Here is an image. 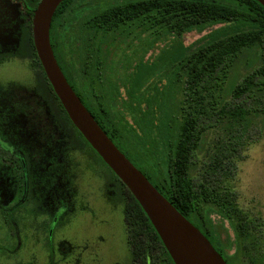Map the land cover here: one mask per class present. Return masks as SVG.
Segmentation results:
<instances>
[{
    "label": "trees",
    "instance_id": "16d2710c",
    "mask_svg": "<svg viewBox=\"0 0 264 264\" xmlns=\"http://www.w3.org/2000/svg\"><path fill=\"white\" fill-rule=\"evenodd\" d=\"M190 31L206 32L189 45L175 46L173 52L181 61L161 91L156 86L143 89V67L137 65L136 71L129 73V65L119 64L116 58L117 45L129 47L145 33L157 42L181 38ZM49 36L55 59L82 103L113 143L182 215L189 218L196 212L211 224L209 214L217 212L233 221L236 232H251L252 220L248 222L238 209L230 190L216 182L217 175L224 177L235 169L231 160L234 142L220 146L201 180L190 175V168L209 128L225 116L231 124H241L264 109V7L260 3L63 0L52 17ZM29 45V57L36 62L33 68L40 69L52 91L31 34ZM245 52L256 55L259 63L230 86V100H226V81ZM70 125L83 138L71 121ZM113 175L126 193L123 216L132 258L150 264L162 251L173 264L140 204Z\"/></svg>",
    "mask_w": 264,
    "mask_h": 264
},
{
    "label": "rangeland",
    "instance_id": "374dc122",
    "mask_svg": "<svg viewBox=\"0 0 264 264\" xmlns=\"http://www.w3.org/2000/svg\"><path fill=\"white\" fill-rule=\"evenodd\" d=\"M7 2L17 11V16L25 21V7L31 5L30 1ZM205 32L190 31L181 38L166 37L157 42L145 33L129 47L124 43L117 45L116 58L120 59L119 64L122 61L129 65V73H134L137 65L143 67V89L156 86L161 91L167 76L174 74L181 61L173 52L175 46L179 43L189 45ZM22 49L21 45L18 54L9 59L4 58L0 64V88L3 89V99H0L11 108L6 116L5 127L0 126V132L5 129L9 136L15 137L30 133L31 138L38 140L40 137L47 143L46 124L38 121V126H34L30 123V131L22 127L23 107L26 108L34 100L26 91L37 85L31 71L36 68H33L30 57ZM258 63L254 54L245 52L241 55L226 81V100H230V86ZM173 101L178 102L179 99ZM253 105L261 108L260 104ZM231 123L225 116L207 130L190 168V175L201 180L204 170L210 169L207 164L216 156L220 146L229 145V141L234 142L236 150L232 152L231 160L235 169L224 177L217 175L216 182L230 190L238 209L247 216L248 222L252 220L254 226L250 233L237 230L234 236L236 264H264V109L252 113L241 124ZM73 130L78 138L70 131V148L66 154L59 153L57 160L47 152L46 146L45 149L33 147L25 151L27 154L23 152L28 156V170L39 166L51 183L41 180L36 183V174L32 171L33 174L31 172L28 176L27 187L23 179V189L18 192L14 193L11 186L10 190L14 193L12 200H0V206L6 205V215L3 219L0 215V264H143L139 258H132L126 241L124 188L77 131ZM34 134L39 136L35 137ZM228 149H231L230 146ZM10 153L15 154V151ZM33 160L39 162L34 163ZM58 163L62 167L66 166V173L57 169ZM3 165L9 182L13 178L9 172L12 167L7 161ZM65 187L67 193H64ZM8 191L7 184L6 196L9 195ZM50 200H53V208ZM212 217L216 220L214 214ZM53 220L55 222L51 225ZM232 222L226 221L225 227L235 230ZM150 260V264H170L162 251Z\"/></svg>",
    "mask_w": 264,
    "mask_h": 264
},
{
    "label": "water",
    "instance_id": "95a60500",
    "mask_svg": "<svg viewBox=\"0 0 264 264\" xmlns=\"http://www.w3.org/2000/svg\"><path fill=\"white\" fill-rule=\"evenodd\" d=\"M62 1L39 0L33 11L32 40L45 76L70 121L140 204L173 264H227L205 235L113 143L68 83L49 36L52 17ZM256 1L264 7V0Z\"/></svg>",
    "mask_w": 264,
    "mask_h": 264
},
{
    "label": "flooded vegetation",
    "instance_id": "af4514ba",
    "mask_svg": "<svg viewBox=\"0 0 264 264\" xmlns=\"http://www.w3.org/2000/svg\"><path fill=\"white\" fill-rule=\"evenodd\" d=\"M29 1L31 5L28 8L24 6V13L26 18L25 21H22L20 17L17 16V11L12 9L9 6L10 4H6L8 3L7 0H0V64L4 61V58L9 59L12 56H15L16 53L18 54L21 45L23 47L22 50H25L27 52L28 57L30 56L29 34H31L32 36L33 11L39 0ZM33 1L35 2L33 3ZM95 5H98L96 1ZM89 9L90 5L85 11L88 12ZM17 30L21 32H18ZM30 61L32 63L35 62L34 59H31ZM31 71L36 77L37 85H35L34 89L26 88L28 89L26 93L34 100H31L29 105H26V108L25 106L23 107L22 114L24 116L22 127L26 131H30V123L34 126H38V121L43 124H46L45 135L47 138V143L42 141V139L40 140V137L38 140L31 138L30 133L22 135V137H19L17 135L15 137L14 135L9 136L5 129L0 132V187L2 188V191L0 193V200H4V202H6V200H12V194L18 192L21 188L23 189V179H25L24 186L27 187V181L29 179L28 176L30 177L32 171H35L36 183L39 180H41L42 182L51 183V181L46 178V175L43 174L44 170L39 168V166H34L35 169L29 168L28 170V156L26 157L23 152H25L26 150H32L33 147L42 149L44 148V146H46L47 152H50V155H52V157L57 160L59 157V153L61 154L64 152L66 154V152L70 148V131H72L73 135L78 138L77 134L74 132L73 128L70 125V119L66 111L61 105L59 99L55 98L56 95H53V89L52 92L44 81L40 73V69L36 68L32 69ZM2 90L3 89L0 88V98L3 99V95L1 94ZM61 106L63 109L61 108ZM10 110L11 108L9 106H5V103L0 99V126H2V128L5 127L6 116ZM41 128L42 126L39 127L40 131ZM34 136L37 137L39 135L34 134ZM12 150L15 151V154L10 153ZM25 153L27 154V152ZM5 161H7L12 167L9 172L12 173L11 175L13 176V178L9 182L6 180L5 177V170L3 165ZM33 162H39V160H33ZM65 167H62V165L59 163L57 164V169L60 172L66 173ZM51 174L52 173H50V175ZM7 184L9 186L8 196H6L5 194ZM11 186L15 190L14 193L12 192V190H10ZM67 191L68 189L65 187L64 193H67ZM50 203L52 204L53 208V200H50ZM5 208V204L3 206H0V215L2 219L4 218V215H6ZM213 214L216 216V220H214V218L212 217ZM209 216L212 221L211 224L203 221V219L200 218V215L196 212L194 214H191L189 218L187 217V219L205 235V237L210 241L211 245L223 257L227 264H236V245L234 242V236L236 234V231L232 230L231 227L226 228L224 224L226 221H231V219L228 216H222L217 212L210 213ZM53 222H55V220L51 222V225H53ZM52 227H50V229Z\"/></svg>",
    "mask_w": 264,
    "mask_h": 264
}]
</instances>
